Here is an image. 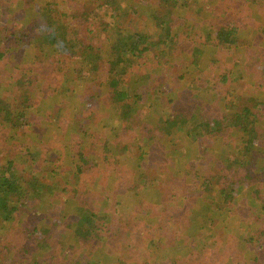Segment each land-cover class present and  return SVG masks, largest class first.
<instances>
[{
	"label": "rangeland",
	"instance_id": "obj_1",
	"mask_svg": "<svg viewBox=\"0 0 264 264\" xmlns=\"http://www.w3.org/2000/svg\"><path fill=\"white\" fill-rule=\"evenodd\" d=\"M100 1L0 0L8 32L25 36L0 61V101L27 108L23 128L0 124V164L46 187L25 199L21 225L47 230L39 249L14 246L18 218L0 226V264H264V1L122 0L94 12ZM42 28L46 42L67 33L70 50L28 46ZM138 33L157 47L103 63ZM87 45L102 51L92 71ZM111 81L122 102L108 100ZM210 121L217 131L205 133ZM89 212L95 228L80 219Z\"/></svg>",
	"mask_w": 264,
	"mask_h": 264
},
{
	"label": "trees",
	"instance_id": "obj_2",
	"mask_svg": "<svg viewBox=\"0 0 264 264\" xmlns=\"http://www.w3.org/2000/svg\"><path fill=\"white\" fill-rule=\"evenodd\" d=\"M79 1V0H78ZM99 2H101L100 0H98ZM122 0H119L117 2H115V0L109 1V0H105L104 4L99 5L96 10L94 12L97 11V13H99L101 10H105L108 6H112V4H116L117 6H121V2ZM162 2H165L169 5H174L172 7H175L176 5H178L177 3L182 2L187 3V1L189 0H161ZM76 2V1H75ZM156 3V0H151V3ZM119 3V4H118ZM152 3V4H153ZM160 4V2H159ZM154 6V4H153ZM116 8V9H115ZM123 8H125V5H123ZM110 9V7H109ZM52 7L50 4V7L47 3L45 8H40V12L42 13L41 16L43 17V14L45 12L48 11H52ZM118 11L121 12V8L114 6L113 11ZM112 11V10H111ZM52 13V12H50ZM167 16V17H166ZM75 17H77V15L75 14ZM164 17L167 18V21L170 20V22L172 23V16L170 14H166L164 15ZM3 17L0 16V61H2L3 59L6 60L8 62H11L12 60H9V56L8 54L13 51L14 49L18 48V46L16 44H19L20 42H22L24 40L21 34H14V33H9L8 29H7V25L4 23L3 21ZM55 20V19H53ZM51 24L52 25H57L59 24V20L57 19V21H52L51 20ZM165 25V22H161L159 24L160 27H163ZM43 26V24H40L39 27ZM46 26V25H45ZM48 26V25H47ZM40 33H37V35H34L33 38H31L29 40L28 38V46L29 45H34L35 49H40L39 46L42 47L43 50H45V48L49 49V53L51 52H55V53H59L64 52L65 50L69 51V39L68 37H66L65 34H61L58 33L56 34L55 32H53V30H50L49 33V39L48 41H44V37L45 33L47 32V30H49L48 28H42L39 29ZM103 31H106V29H104ZM221 31H223V29H221ZM55 33V34H54ZM233 34V31H230L229 35H227V37H224L221 34H217V39H220L222 42H219L220 44H230L233 43L232 40L228 39V36L230 37ZM223 36V37H222ZM11 38L16 39V42L11 44ZM149 37L146 35H143L141 33L136 34L135 36L132 35H128L124 38H121V40L117 41L116 44H114L111 48V50L115 53V57L113 59V61H110L109 59H102L104 60L103 63H105V65H116L119 63H129V64H133L135 57L137 56H141L143 55L145 52H148L149 49H151L152 47H157V45H154L153 43H149L148 39ZM161 39L158 41V45L159 44H165L167 43L168 40H171L170 34L166 33L165 36L164 34L161 35L160 37ZM39 41V46L37 45L36 42ZM147 43H149L150 45H148ZM13 45V47L11 45ZM147 44V45H145ZM145 45V46H143ZM17 46V47H16ZM93 46V45H92ZM91 45H87L85 48V51L83 52L84 55L86 54V60L87 63L89 61V69L88 70H94L97 67H94V65L97 63L98 59L97 58L99 56L100 53H102V51H100L99 48H94ZM92 51L91 53L89 52ZM96 50V51H95ZM23 51V50H20ZM151 51V50H150ZM48 53V54H49ZM21 54H23L22 58H25V56L27 54L21 53V52H17L15 53L16 58H19L18 55L20 56ZM31 54V53H29ZM51 57H49L50 59ZM48 59V60H49ZM101 59V58H100ZM46 61V59H45ZM47 62V61H46ZM45 63V62H44ZM101 68V67H100ZM84 70V69H83ZM113 72V70H109ZM127 71V70H126ZM125 71V72H126ZM90 72V71H89ZM87 74V73H84ZM84 76V75H83ZM82 75H80L79 79H83ZM116 81H111V83H109V89L111 90V88L113 87V91L109 94L110 97H108V100L110 101L111 99H113L112 97L116 94L117 95V103L122 102V100H125V98L129 95L128 93L124 92V91H117L116 89ZM112 95V97H111ZM25 102V101H24ZM16 105V102H15ZM13 105H9L8 103L2 102L0 101V124H3V126L1 127L2 129H6L8 127H10V129L12 128L13 130L15 129H20L23 128V126H25L27 124V119H26V114H27V108H20L19 106H15ZM257 106V105H254ZM128 106L124 107L123 109H127ZM123 115H127V111H123ZM252 111L250 109H246L245 111V116L243 117V119H245L247 116H251ZM239 119L240 114L236 115ZM176 121H178L176 119ZM174 121V126H177V122ZM189 121H192L191 119H189ZM189 121L186 122L185 120L182 119V124L187 125L189 124ZM181 123V120H180ZM203 124V128L201 130H203L205 133H211V132H216L217 129L215 128V126L218 125V121H210V122H205L202 123ZM240 126L242 127V129L244 131H246V126L245 124L242 122L240 124ZM176 128V127H175ZM251 142L250 140L247 142L249 143ZM81 168L78 167V172H81ZM3 171V172H2ZM31 182H35L32 183V185L30 184ZM43 184L37 183L36 180H31V178L26 179L24 181H21V177L17 174V172H15V169H13L11 161L7 160L6 162V167L2 166V164H0V226H6L10 228L11 225H13L16 222V218H18V223L19 225H21L24 221H26L29 218V214L30 211L29 207H27V204L25 202V199H33V198H37V200L41 199V195H44V191L46 189V187L42 186ZM28 214V215H27ZM27 215V217H26ZM94 216L93 213H87L85 214L84 218H80L82 220H86L88 223L85 224V226H87V224H89L90 227L95 228L94 226H91L90 224L92 223L91 218ZM26 217V218H25ZM83 222V221H82ZM25 224V223H24ZM77 225V224H76ZM21 230H20V238L18 240L13 241L14 242V246H22V242L24 239L27 242L33 241L35 240V242L38 241V246L39 249H43L45 247V243L44 241H41V239L44 235V232H46L47 230H43L42 227H40L39 225H34V226H28V225H21ZM84 226L81 227V229ZM41 228V229H40ZM98 228V227H96ZM98 231V229H97ZM6 232H9V230H7ZM6 232H4L3 234H0V250H1V246H5V234ZM80 233V231H78L76 229V234ZM8 239V238H7ZM40 239V240H39ZM45 240V239H44ZM20 242V244H18ZM29 250H27L26 248L21 249V253L22 254H27ZM13 256V254L11 255ZM10 256V260L7 259V261L11 262L12 257ZM30 264V263H28ZM32 264H38V262H33Z\"/></svg>",
	"mask_w": 264,
	"mask_h": 264
},
{
	"label": "crops",
	"instance_id": "obj_3",
	"mask_svg": "<svg viewBox=\"0 0 264 264\" xmlns=\"http://www.w3.org/2000/svg\"><path fill=\"white\" fill-rule=\"evenodd\" d=\"M255 1H258V0H255ZM262 1H264V0H262ZM256 30H258V28Z\"/></svg>",
	"mask_w": 264,
	"mask_h": 264
}]
</instances>
